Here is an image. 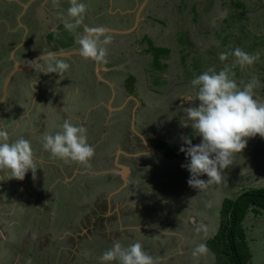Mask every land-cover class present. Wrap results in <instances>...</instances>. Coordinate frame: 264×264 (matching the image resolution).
<instances>
[{
  "label": "rangeland",
  "instance_id": "1",
  "mask_svg": "<svg viewBox=\"0 0 264 264\" xmlns=\"http://www.w3.org/2000/svg\"><path fill=\"white\" fill-rule=\"evenodd\" d=\"M143 2L112 3L110 10L116 14L104 10L106 18L112 15L107 18L109 28H132ZM193 6L198 11L196 21ZM228 6L223 0H149L132 33L110 35L113 41L106 47V63L96 65L80 54L60 57L58 60L70 65L60 76L42 73L50 61H37L41 63L37 68L32 62L62 41V34L55 36L54 31L42 39L48 29L44 26L46 11L55 15L57 4L0 0V98L3 89L8 94L0 102V128L8 132V142L20 137L31 142L36 168L35 176L29 170L23 180L9 179L0 172V264H100L99 257L117 240L125 247L139 241L160 264H197L192 251L216 234L222 201L264 187V138L259 135L247 138L246 147L233 155L219 184L193 188L187 183L189 171L181 167L189 162L180 152L182 146L187 147L184 139H191L193 145L202 139L190 122L183 126V109L199 104L198 100H184L194 95L191 81L199 75L194 63L208 61L210 48L220 45L222 37L233 31L235 23H222L230 11L238 14L237 24L247 25L252 32L264 22V10L255 6L245 11ZM29 24L36 30L33 35L27 34ZM55 31L61 30L56 27ZM117 39L123 42L119 44ZM147 40L170 49L166 72L153 70L151 55L145 52ZM261 65L260 61L252 65L255 72L250 75L259 78L254 98L264 101ZM13 68L26 72L20 70L8 81ZM130 75L136 79L133 96L124 84ZM159 76L163 81L154 85ZM83 79L87 89L78 83ZM233 79L240 88L244 86L241 81L251 80L244 74ZM88 94L94 98L87 99ZM64 120L87 129V142L95 149L88 165L65 162L43 149L42 135L55 134ZM151 138L175 144L177 156L166 159L160 155ZM202 179L207 181V175ZM244 227L251 264H264V211L249 213ZM198 264L217 263L208 249Z\"/></svg>",
  "mask_w": 264,
  "mask_h": 264
},
{
  "label": "clouds",
  "instance_id": "2",
  "mask_svg": "<svg viewBox=\"0 0 264 264\" xmlns=\"http://www.w3.org/2000/svg\"><path fill=\"white\" fill-rule=\"evenodd\" d=\"M54 3L57 0H53ZM67 17L64 27L68 31H75L83 24L87 12V5L80 0H69ZM84 35L79 38L80 55L85 59L97 62H107V48L111 43V36L107 29L99 27H85ZM235 57L231 67L239 66L241 70L251 67L260 58V53H247L241 48H235L231 53L222 52L219 59L225 61L228 56ZM43 61L52 59L42 55ZM35 64V61H32ZM41 63L35 64L39 67ZM70 65L63 60L48 63L42 73H58L60 76L68 70ZM231 67L225 65L219 72L215 68H208L191 81L194 95H188L184 100L199 101L198 106L184 108L186 122L184 127L191 124L194 132L200 136L201 142L193 145L191 139H184L180 152L185 153L188 163L182 164L190 173L187 183L193 188L202 190L209 185L223 182L222 170L232 165V157L240 153L247 145V138L259 135L264 138V101L254 98V89L259 86V78L252 77L240 88L233 79L235 73ZM55 134L45 132L42 135V147L53 157L65 162H78L88 165L95 155V149L87 142V129L76 126L69 120H64ZM9 141V134L0 128V172H4L9 179L23 180L26 173L32 170L35 176L34 155L31 142L23 137ZM207 175L205 181L199 177ZM208 252L207 245L200 243L192 251L195 261ZM100 264L118 261L119 264H160L158 258L148 254L142 244L137 241L129 246H123L118 240L112 247L99 257Z\"/></svg>",
  "mask_w": 264,
  "mask_h": 264
},
{
  "label": "trees",
  "instance_id": "3",
  "mask_svg": "<svg viewBox=\"0 0 264 264\" xmlns=\"http://www.w3.org/2000/svg\"><path fill=\"white\" fill-rule=\"evenodd\" d=\"M223 1H228L230 10L245 11L249 6H255V9L264 10L263 0H249L250 5H248L245 0ZM192 12L193 20L196 21L198 17L196 6L192 7ZM239 21L240 18L238 14L232 11L223 19L222 23H227L228 26H230L233 22L236 26L232 32L222 37V43L220 45L210 48L209 54L211 58L208 61H196L194 63L197 74H202L208 68L214 67L215 70L219 72L225 65L231 67L234 64L235 57L229 55L227 60L221 61L219 59V54L222 52L231 53L237 47L247 53L259 52L260 58L257 62L260 61L264 63V22L259 26L257 32H252L248 30L247 25L241 23L237 24ZM227 28L228 27H226V29ZM147 42L148 47L145 52L151 55V66L153 70L161 73L166 72L169 68L168 60L171 56L170 49L156 46L150 40H147ZM201 66L204 68L203 70H200ZM260 68L261 72L259 74L264 76V65H261ZM231 71L235 73L233 78H236L240 74H244L248 79H251L252 76L250 74L253 71L255 72L254 68L251 67H245L241 70L238 65L231 67ZM262 78L264 79V77ZM161 81H163V77L159 76L153 81V84L157 85ZM135 84L136 79L133 75L128 76L125 80V88L131 96L134 95ZM154 143V148L166 159H174L177 156V151L179 149L175 144L163 141H154ZM184 157H186L185 154ZM203 176L204 175L199 178L202 179ZM262 211H264V187L250 188L244 190L235 197L225 198L222 201L216 234L206 242L207 248L213 253L217 264H251L252 253L248 244L244 221L249 213L259 215Z\"/></svg>",
  "mask_w": 264,
  "mask_h": 264
},
{
  "label": "crops",
  "instance_id": "4",
  "mask_svg": "<svg viewBox=\"0 0 264 264\" xmlns=\"http://www.w3.org/2000/svg\"><path fill=\"white\" fill-rule=\"evenodd\" d=\"M45 1H48V2H50L51 4L52 3H54L53 2V0H45ZM115 1L116 0H80V2H83V3H85L86 5H87V12H86V14H85V16H84V22L85 23H88L89 22V25H87V24H85L84 23V25H80L79 27H77L76 29H75V31H72V32H70V31H68L67 29H65V27H64V21H63V18H66L67 17V9L70 7V3H69V0H57V2H56V4H57V8H58V11L55 13V15H53V16H51L50 15V13L48 14V12L46 11V21H47V23H45L44 24V26L46 27V28H48L47 30H46V32H44L43 34H42V32L40 31V28H42V26L39 28V31L41 32V34L43 35L42 36V39H44V40H46L47 39V37L49 36V35H52V32L54 31V35L56 36L57 34H59V35H61L62 34V41H64L66 38H67V36H69V38H68V40L63 44V45H61V46H58L57 47V45L58 44H62L61 42L62 41H60V42H58L57 43V45L55 46V48H53L52 46L49 48V49H45V50H48V51H46L45 53H40V54H38V56H36L35 58H34V61H35V64H36V62H37V59L40 57V56H50L52 59H49V60H45V61H50V63H52V62H55L56 60H58V58H60V57H63V58H69V57H73V56H76V55H79L80 54V52H77V51H80V48H74L73 46H71L70 44H74V46H77V45H79V43H78V40H79V38L80 37H82L85 33H84V28L85 27H90V28H94V27H99V26H102V27H104V28H106V29H110L109 27V25H111L110 24V22H108V19L112 16V15H109V16H107V18L105 17L106 15H105V11L104 10H108V14H116V12L115 13H113L110 9H111V7H112V3H115ZM65 13V16H63V14L62 13ZM20 18H18V20H19ZM24 19V18H23ZM35 20H36V22H37V18H35ZM24 22V21H23ZM139 22H140V17H139ZM105 23H107V24H105ZM134 23H135V20H134ZM25 24V23H24ZM32 24H29L28 25V28L26 27V30H27V34L29 35L31 32V34L30 35H33L34 33H35V31L36 30H32ZM139 26V23H138V25H137V27ZM56 27H58V30H61V31H59L58 33H56V31H55V28ZM133 27V26H132ZM39 32V33H40ZM67 35V36H63V35ZM39 35V34H38ZM53 35V36H54ZM109 35H111V34H109ZM127 35H129V34H125V35H123V36H127ZM116 36H119V35H116ZM122 36V37H123ZM112 41L113 40H111V43L110 44H108L106 47H109L110 45L112 46ZM115 41H117V43H119V44H121L123 41L122 40H119V39H117V40H115ZM10 43H12V42H10ZM16 44H18V43H16ZM110 46V47H111ZM53 48V49H52ZM3 49V48H2ZM14 49H16V46H14L13 47V49L12 50H14ZM71 49H73V50H71ZM44 50V49H43ZM53 51H57V52H59L60 54H53ZM65 51H68V52H65ZM13 53V52H12ZM52 53V54H51ZM80 58H83L81 55L79 56ZM57 58V59H56ZM56 59V60H55ZM71 59V58H70ZM70 59H67V60H70ZM85 59V58H84ZM91 58H89V59H85L86 61H88L89 62V60H90ZM93 62H96V65H97V61L96 60H93V59H91ZM72 62V64L73 63H75L74 61H71ZM17 64V63H16ZM35 64H33L34 65V67H35ZM32 65V66H33ZM16 67V66H15ZM30 68V67H29ZM35 68H37V67H35ZM14 70L16 69V68H13ZM14 70H12V72L14 71ZM24 70H26V69H24ZM23 70V71H24ZM11 72V73H12ZM18 72H21V71H17V72H15L14 74H13V76L11 77V79L13 78V77H15L14 75L16 74V73H18ZM24 72H26V71H24ZM11 73L7 76V79L9 78V76L11 75ZM91 73H92V71H91ZM20 74H22V73H19V75ZM88 75H90V73L88 74ZM97 75H98V72H97ZM90 78H92L91 76L90 77H88V82H89V79ZM12 80H14V79H12ZM83 81H84V79H83ZM91 81H93V80H91ZM105 81V80H104ZM131 156V155H130ZM131 174H130V171H128L127 172V175H126V177L127 178H129V176H130Z\"/></svg>",
  "mask_w": 264,
  "mask_h": 264
},
{
  "label": "water",
  "instance_id": "5",
  "mask_svg": "<svg viewBox=\"0 0 264 264\" xmlns=\"http://www.w3.org/2000/svg\"><path fill=\"white\" fill-rule=\"evenodd\" d=\"M149 0H144L143 4L140 6L139 10L136 12V16H135V23L133 25L132 28H130L129 30H113V29H107V34H111V35H119V36H123L125 34H130L132 33L136 28H137V25L139 23V17H140V13H141V10L143 9V7L147 4ZM264 2V0H263ZM45 57H50V56H45ZM42 60V56H40L37 61H40ZM17 66V65H16ZM16 68H19V67H16ZM19 71L20 70H24V68H20L18 69ZM17 72V70L15 69L11 75L9 76L8 78V81L11 79V77L13 76V74ZM8 84H6L7 86ZM6 86H5V89H6ZM6 94V90L4 91V95Z\"/></svg>",
  "mask_w": 264,
  "mask_h": 264
},
{
  "label": "flooded vegetation",
  "instance_id": "6",
  "mask_svg": "<svg viewBox=\"0 0 264 264\" xmlns=\"http://www.w3.org/2000/svg\"><path fill=\"white\" fill-rule=\"evenodd\" d=\"M25 82H26V80H24L23 82H22V84H21V86L23 85V84H25ZM105 82V84L106 85H108L110 88H111V86L106 82V81H104ZM79 84L81 83L83 86H85L86 85V82L85 81H81V82H78ZM125 84V83H124ZM79 88V87H78ZM98 88V87H97ZM86 89H87V85H86ZM89 93V92H88ZM111 93H112V89H111ZM104 94V92L102 93V95ZM106 95H107V93H105ZM108 94H110V93H108ZM7 91H6V94L4 95V89H3V91H2V96H1V98H0V102L2 103L3 102V99L5 98V97H7ZM91 96L92 95H90V94H88L86 97H87V99H91ZM94 98V96H92V99ZM110 99H111V94H110ZM56 122H57V119H56ZM52 123H55V122H51V124ZM81 124V122H78V124ZM57 124H58V122H57ZM55 125V124H54ZM127 157L129 158V159H132V158H134L135 156L134 155H132V156H130V155H127ZM114 166H116V168H118V167H121L120 169H125V168H123L122 166H119L117 163H114Z\"/></svg>",
  "mask_w": 264,
  "mask_h": 264
}]
</instances>
